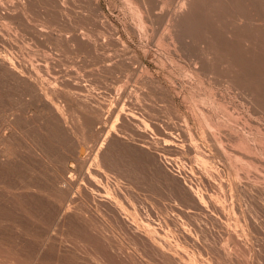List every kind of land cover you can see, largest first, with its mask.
<instances>
[{"label":"rangeland","instance_id":"1","mask_svg":"<svg viewBox=\"0 0 264 264\" xmlns=\"http://www.w3.org/2000/svg\"><path fill=\"white\" fill-rule=\"evenodd\" d=\"M191 1L0 0V264H264V0Z\"/></svg>","mask_w":264,"mask_h":264},{"label":"bare ground","instance_id":"2","mask_svg":"<svg viewBox=\"0 0 264 264\" xmlns=\"http://www.w3.org/2000/svg\"><path fill=\"white\" fill-rule=\"evenodd\" d=\"M44 1H45V0H44ZM188 1H191V0H188ZM192 1H193V0H192ZM192 1H191V4H193ZM197 1H198V0H197ZM214 1H215V0H214ZM256 1H257V0H256ZM41 2H43V1H41ZM200 2H201V4H202V3L204 4V2H202V1H200ZM231 2H232V1H231ZM43 3H44V2H43ZM46 3H48V2H46ZM46 3H44V4H46ZM150 3H151V2H150ZM152 3H153V2H152ZM185 3H187V2H185ZM194 3H195V2H194ZM208 3H209V1H208ZM210 3H212V1H210ZM235 3H236V2H235ZM246 3H247V2H246ZM257 3H258V1H257ZM52 4H53V3H52ZM154 4H155V3H154ZM182 4H183V3H182ZM203 4H202V5H203ZM260 4H261V3H260ZM28 5H29V4H28ZM184 5H185V4H184ZM189 5H190V4H188V6H189ZM202 5H201V6H202ZM221 5H222V4H221ZM231 5H232V4H231ZM235 5H236V4H235ZM261 5H262V4H261ZM23 6H24V5H23ZM25 6H26V5H25ZM32 6L34 7V5H32ZM51 6H52V5H51ZM185 6H186V5H185ZM192 6H193V5H192ZM195 6H196V5H195ZM204 6H205V5H204ZM207 6H208V5H207ZM29 7H30V6H29ZM54 7H56V6H54ZM153 7H154V6H153ZM211 7H212V5H211ZM223 7H224V6H223ZM254 7H255V6H254ZM31 8H32V7H31ZM56 8H57V7H56ZM218 8H220V7L218 6ZM225 8H226V7H225ZM34 9H35V8H34ZM190 9H191V7H190ZM190 9H189V10H190ZM201 9H202V8H201ZM206 9H207V8H206ZM233 9H234V8H233ZM185 10H186V8H185ZM195 10H196V9H195ZM204 10H205V7H204ZM245 10H246V9H245ZM45 11H46V10H45ZM61 11H62V10H61ZM65 11H66V10H65ZM166 11H167V10H166ZM183 11H184V10H183ZM211 11H212V10H211ZM211 11H209V12L211 13ZM225 11H226V10H225ZM225 11H224V12H225ZM259 11H260V10H259ZM31 12H32V11H31ZM181 12H182V11H181ZM181 12H180V13H181ZM186 12H187V11H186ZM186 12H185V13H186ZM189 12H190V14H191V12H193L192 9H191ZM199 12H200V11H199ZM217 12H218V11H217ZM220 12H222V11H220ZM164 13H165V12H164ZM200 13H201V12H200ZM205 13H206V12H205ZM205 13H204V14H205ZM207 13H208V12H207ZM207 13H206V14H207ZM248 13H249V11H248ZM258 13H259V12H258ZM143 14H144V13H143ZM187 14H188V13H187ZM212 14H214V13H212ZM212 14H211V15H212ZM219 14H220V13H219ZM252 14H253V13H252ZM254 14H255V13H254ZM20 15H21V14H20ZM193 15H194V14H193ZM198 15H199V14H198ZM211 15H209V17H210ZM48 16H49V15H48ZM142 16H144V15H142ZM203 16H205V15H203ZM207 16H208V15H207ZM222 16H223V14H222ZM235 16H236V15H235ZM249 16H250V15H249ZM260 16H261V15H260ZM193 17H194V16H193ZM219 17H220V16H219ZM160 18H161V17H160ZM212 18H213V17L211 16V19H212ZM233 18H234V17H233ZM258 18H259V16H258ZM60 19H61V18H60ZM151 19H152V18H151ZM187 19H189V17H188ZM203 19H204V18H203ZM203 19H202V20H203ZM208 19H209V18H208ZM208 19H207V20H208ZM222 19H223V18H222ZM236 19H237V18H236ZM163 20H164V19H163ZM171 20H172V19H171ZM198 20H200V19H198ZM237 20H238V19H237ZM167 21H168V20H167ZM194 21H195V20H194ZM196 21H197V20H196ZM203 21H204V20H203ZM208 21H209V20H208ZM208 21H206V22H208ZM213 21H214V20H213ZM159 22H160V21H159ZM163 22H164V21H163ZM184 22H185V21H184ZM148 23H149V22H148ZM186 23H187V22H185V23H182V22H181L180 25H181V24L183 25V24H186ZM209 23H210V22H209ZM152 24H153V22H152ZM162 24H164V23H162ZM211 24H213V23H211ZM161 26H162V25H161ZM185 26H186V25H185ZM187 26H188V24H187ZM213 26H214V24H213ZM240 26H241V25H240ZM247 26H248V25H247ZM179 27H180V26H179ZM206 27H207V26H206ZM208 27H209V26H208ZM180 28H183V27H180ZM204 28H205V27H204ZM238 28H239V27H238ZM189 29H190V28H189ZM189 29H188V30H189ZM240 29H241V28H240ZM248 29H249V28H248ZM256 29H257V28H256ZM206 30H207V28H206ZM206 30H205V31H206ZM229 30H230V29H229ZM237 30H238V29H237ZM251 30H252V29H251ZM38 31H39V30H38ZM212 31H213V30H212ZM208 32H209V31H208ZM227 32H228V31H227ZM242 32H243V31H242ZM45 33H47V32H45ZM50 33H51V32H50ZM53 33H54V32H53ZM160 33H161V32H160ZM204 33H205V32H204ZM210 33H212V32H210ZM229 33H230V32H229ZM232 33L234 34V32H232ZM25 34H26V33H25ZM224 34H225V33H224ZM230 34H231V33H230ZM248 34H249V33H248ZM43 35H44V34H43ZM209 35H210V34H209ZM209 35H208V36H209ZM231 35H232V34H231ZM244 35H245V33H244ZM44 36H45V35H44ZM200 36H201V35H199V39L202 38V37H200ZM210 36H211V35H210ZM213 36H214V34H213ZM226 36H227V35H226ZM196 37H198V36H196ZM204 37H205V36H204ZM211 37H212V36H211ZM31 38H32V37H31ZM146 38H147V37H146ZM226 38H227V37H226ZM230 38H231V37H230ZM194 39H195V38H194ZM199 39H198V40H199ZM209 39H210V38H209ZM232 39H233V38H232ZM238 39H239V38H238ZM198 40H197V41H198ZM205 40H206V39H205ZM220 40H221V39H220ZM241 40H242V38L240 39V41H241ZM202 41H204V40H202ZM232 41H233V40H232ZM252 41H253V40H252ZM75 42H76V41H75ZM178 42H179V41H178ZM212 42H213V41H212ZM212 42H211V43H212ZM243 42H245V41H243ZM228 43H230V42L228 41ZM99 44H100V43H99ZM238 44H239V43H238ZM246 44H247V43H246ZM248 45H249V44H248ZM176 46H177V45H176ZM263 46H264V45H263ZM258 47H261V46H258ZM79 51H80V50H79ZM254 53H255V52H254ZM87 55H88V54H87ZM224 56H225V55H224ZM226 56H228V55H226ZM214 57H215V56H214ZM5 58H6V57H5ZM90 58H91V57H90ZM6 59H7V58H6ZM19 59H20V58H19ZM226 59H227V57H226ZM7 60H8V59H7ZM7 60H6V61H7ZM93 60H94V59H93ZM220 60H221V59H220ZM0 61H1V60H0ZM4 61H5V59H4ZM8 61H9V60H8ZM8 61H7V62H8ZM10 61H11V60H10ZM17 61H18V60H17ZM7 62H6V63H7ZM36 62H37V61H36ZM57 62H58V61H57ZM221 62H222V61H221ZM241 62H242V61H241ZM258 62H259V61H258ZM0 63H2V62H0ZM3 63H4V62H3ZM8 63H9V62H8ZM258 64H259V63H258ZM49 65H50V64H49ZM231 65H232V64H231ZM0 66H1V65H0ZM3 66H4V64H3ZM8 66H9V65H8ZM26 66H27V65H26ZM261 66H262V65H261ZM13 67H14V66H13ZM16 67H18V66H16ZM28 67H29V66H28ZM37 67H38V66H37ZM235 67H236V66H235ZM2 68H3V67H2ZM4 68L6 69V67H4ZM20 68H21V67H20ZM7 69H8V68H7ZM7 69H6V70H7ZM10 69H11V68H10ZM12 69H13V68H12ZM14 69H15V68H14ZM63 69H65V68H63ZM16 70H17V68H16ZM18 70H21V69H18ZM22 70H23V69H22ZM22 70H21V71H18V73L21 72V74L24 75V73H22ZM30 70H32V69H30ZM9 71L11 72L12 70H9ZM23 71H24V70H23ZM210 71H211V70H210ZM234 71H235V70H234ZM238 71H240V70H238ZM14 72H15V70H14ZM120 72H121V71H120ZM226 72H227V71H226ZM29 73H30V72H29ZM34 73H35V72H34ZM245 73H246V72H245ZM247 73H248V72H247ZM21 74H20V76H22ZM35 74H36V73H35ZM134 74H135V73H134ZM147 74H148V73H147ZM9 75H10V74H9ZM248 75H250V74H248ZM253 75H254V74H253ZM25 76H26V75H25ZM30 76H31V75H30ZM30 76H29V77H30ZM37 76H39V75H37ZM37 76H35V77H37ZM227 76H228V75H227ZM245 76H246V75H245ZM33 77H34V76H31L32 80H34ZM73 77H74V76H73ZM229 77H231V76H229ZM233 77H235V76L233 75ZM19 78L22 79L23 77H19ZM25 78H26V77H25ZM237 78H238V77H237ZM35 79H36V78H35ZM39 79H40V78H39ZM227 79H228V78H227ZM252 79H253V78H252ZM15 80H16V79H15ZM24 80H25V79H24ZM24 80H23V81H24ZM26 80H27V79H26ZM26 80H25V81H26ZM36 81H37V80H36ZM38 81H39V80H38ZM41 81H43V80H41ZM233 81H235V80H233ZM256 81H257V80H256ZM258 81H259V80H258ZM229 82H230V81H229ZM244 82H245V81H244ZM261 82H262V81H261ZM26 83H27V82H26ZM30 83H31V82H30ZM247 83H248V82H247ZM257 83H258V82H257ZM37 84H38V82H37ZM43 84H44V83H43ZM137 84H138V83H137ZM241 84H242V83H241ZM260 85H261V84H260ZM233 86H234V85H233ZM241 87H242V86H241ZM31 88H32V87H31ZM31 88H30V90H32ZM236 88H237V87H236ZM33 89H35V88H33ZM39 89L41 90V88H39ZM45 89H46V88H44V90H45ZM240 89H241V88H240ZM36 90H37V89H36ZM49 90H50V89H49ZM53 90H54V89H53ZM245 90H246V89H245ZM249 90H250V89H249ZM253 90H254V89H253ZM253 90H251V91H253ZM26 91H27V90H26ZM32 91H33V90H32ZM37 91H38V90H37ZM42 91H43V90H42ZM42 91H41V94H42V93L44 94V91H43V92H42ZM47 91H48V90H47ZM57 91H58V89H57ZM35 93H36V92H35ZM58 93H59V92H58ZM80 93H81V92H80ZM82 93H83V92H82ZM82 93H81V94H82ZM110 93H111V92H110ZM242 93H243V92H242ZM26 94H28V93H26ZM47 94H49V92H47ZM53 94H54V93H53ZM70 94H71V93H70ZM77 94H78V93H77ZM49 95H50V94H49ZM72 95H73V94H72ZM261 95H262V94H261ZM28 96H29V95H28ZM28 96H27V97H28ZM31 96H32V95H31ZM35 96H36V95H35ZM45 96H46V94H45ZM47 96H48V95H47ZM129 96H130V95H129ZM246 96H247V95H246ZM250 96H251V95H250ZM36 97H37V96H36ZM48 97H49V96H48ZM75 97H76V96H75ZM87 97H89V96H87ZM50 98H51V97H50ZM77 98H78V97H77ZM79 98H81V97H79ZM82 98H83V97H82ZM44 99H45V98H44ZM51 99H52V98H51ZM54 99H57V98H54ZM54 99H53V100H54ZM47 100H48V99H47ZM59 100H60V99H59ZM70 100H71V99H70ZM84 100H85V99H84ZM88 100H89V99H88ZM81 101H82V99H81ZM81 101H80V102H81ZM93 101H94V100H93ZM111 101H112V100H111ZM257 101H258V100H257ZM38 102L40 103V101H38ZM77 102H78V100H77ZM85 102H87V99L85 100ZM89 102H90V101H89ZM258 102H260V101H258ZM41 103H42V102H41ZM92 103H93V102H92ZM249 103H250V102H249ZM58 104H59V103H58ZM257 104H258V103H257ZM80 105H81V104H80ZM97 105H98V104H97ZM97 105H96V107H97ZM82 106H83V105H82ZM82 106H80V107H82ZM85 106H87V104H85ZM255 106H256V105H255ZM255 106H254V107H255ZM83 107H84V106H83ZM100 107H101V106H100ZM59 108H60V107H59ZM87 108H88V107H87ZM91 108H92V107H91ZM257 108H258V107H257ZM62 109H63V108H62ZM57 110H58V108H57ZM84 110H85V108H84ZM86 110H87V109H86ZM92 110H94V109H92ZM58 111H60V110H58ZM58 111H53V112H57V113H58ZM62 111H63V110H62ZM80 111H81V110H80ZM88 111H89V110H88ZM50 112H51V111H50ZM60 112H61V111H60ZM63 112H65V111H63ZM92 112H93V111H92ZM261 112H262V111H261ZM263 112H264V111H263ZM19 113H20V112H19ZM45 113H46V112H45ZM65 113H66V112H65ZM61 114H62V113H61ZM261 114H262V113H260V115H261ZM21 115H22V114H21ZM88 116H89V115H88ZM126 116H127V115H126ZM261 116H263V115H261ZM51 117H52V116H51ZM63 117H65V116H63ZM120 118H121V117H120ZM131 118H132V117H131ZM89 119H90V118H89ZM66 121H67V120H66ZM60 122H61V121H60ZM68 122H69V121H68ZM78 122H79V121H78ZM230 124H232V123H230ZM147 125H148V124H147ZM215 125H216V124H215ZM68 127H69V126H68ZM77 128H78V127H77ZM232 130H233V129H232ZM102 131H103V130H102ZM136 131H137V130H136ZM127 132H128V131H127ZM62 133H63V132H62ZM235 135H236V134H235ZM108 136H109V135H108ZM134 136H135V135H134ZM140 136H141V135H140ZM239 136H240V135H239ZM65 137H66V136H65ZM99 137H100V136H99ZM153 137H154V136H153ZM124 138H125V137H124ZM223 138H224V137H223ZM116 139H117V138H116ZM141 139H142V138H141ZM75 140H76V139H75ZM117 140H118V139H117ZM166 140H167V139H166ZM222 140H223V139H222ZM153 141H154V140H153ZM149 142H150V141H149ZM167 142H168V141H167ZM167 142H166V143H167ZM196 144H197V143H196ZM168 145H169V144H168ZM250 145H251V144H250ZM70 147H71V145H70ZM109 147H110V145H109ZM40 148H41V147H40ZM80 148H81V147H80ZM85 148H86V147H85ZM117 148H118V147H117ZM146 148H147V147H146ZM155 148H156V147H155ZM161 148H162V147H161ZM175 148H176V147H175ZM157 149H158V148H157ZM87 150H88V149H87ZM262 150H263V149H262ZM99 152H100V151H99ZM99 152H98V153H99ZM260 152H261V151H260ZM46 153H47V152H46ZM242 153H244V152H242ZM50 154H51V153H50ZM83 155L85 156V154H83ZM96 155H97V154H96ZM99 155H100V154H99ZM99 155H98V156H99ZM77 156L79 157V155H77ZM243 156H244V155H243ZM245 157H246V155H245ZM247 157H248V156H247ZM50 158H51V157H50ZM81 158H82V157H81ZM81 158H80V159H81ZM97 158H98V157H97ZM140 158H141V157H140ZM77 159H78V158H77ZM80 159H79V160H80ZM93 159H94V158H93ZM113 159H114V158H113ZM248 159H249V158H248ZM94 160H95V159H94ZM250 160H251V159H250ZM80 161L82 162V160H80ZM84 161H85V159H84ZM95 161H96V160H95ZM111 161H112V160H111ZM158 161H159V160H158ZM96 162H97V161H96ZM98 163H99V162H98ZM158 163H159V162H158ZM99 164H100V163H99ZM99 164H98V165H99ZM39 165H40V164H39ZM204 165H205V164H204ZM95 166H96V165H95ZM100 166H101V165H100ZM100 166H99V168H100ZM119 166H120V165H119ZM161 167H162V166H161ZM205 167H206V166H205ZM97 168H98V166H97ZM102 168H103V167H102ZM102 168H101V169H102ZM101 169H100L99 171H101ZM157 169H158V168H157ZM205 170H206V169H205ZM77 173H78V172H77ZM94 173H95V172H94ZM94 173H93V174H94ZM99 173H101V172H99ZM124 173H125V172H124ZM97 174H98V172H97ZM71 175H72V174H71ZM101 175H102V174H101ZM104 175H105V174H104ZM69 177H73V176H69ZM130 177H131V176H130ZM63 178H64V177H63ZM106 178H107V176H106ZM110 178H111V177H110ZM65 179H66V178H65ZM65 179H63V180H65ZM155 179H156V178H155ZM109 180H110V179H109ZM104 181H105V180H104ZM70 182H71V181H69L67 184H69ZM99 182H100V181H99ZM112 182H114V181H112ZM161 182H163V181H161ZM182 182H183V180H182ZM235 182H236V181L234 180V183H235ZM252 182H254V181H252ZM65 183H66V181H65ZM114 183H115V182H114ZM234 183H233V184H234ZM239 183H240V182H239ZM57 184H58V183H57ZM108 184H109V183H108ZM235 184H238V182H236ZM112 185H113V184H112ZM245 185H246V183H245ZM36 186H37V185H36ZM197 186H198V185H197ZM201 186H202V185H201ZM69 187H70V184H69ZM82 187H83V186H81V188H82ZM109 187H111V186H109ZM183 187H184V186H183ZM246 187H247V186H246ZM249 187H250V186H249ZM65 188H66V187H65ZM253 188L255 189V187H253ZM260 188H261V187H260ZM78 189H79V188H78ZM90 189H92V188H90ZM109 189H110V188H109ZM109 189H108V190H109ZM115 189H116V188H115ZM185 189H186V188H185ZM198 189H199V188H198ZM232 189H233V188H232ZM234 189H235V191L237 190L236 188H234ZM234 189H233V190H234ZM245 189H247V188H245ZM251 189H252V188H251ZM104 190H105V188H104ZM119 190H120V189H119ZM119 190H118V191H119ZM174 190H175V189H174ZM262 190H263V189H261V191H262ZM80 191H81V190H80ZM109 191H110V190H109ZM223 191H224V190H223ZM246 191L248 192V189H247ZM71 192H72V191H71ZM77 192H78V191H77ZM105 192H107V191H105ZM143 192H144V191H143ZM184 192H185V191H184ZM199 192H200V191L196 192V191H194V190H191V193H193V196H192V197H193V200L195 199V201L197 202V204H198L199 206H202L203 208H206V206H205V204H206L205 201H206V200H204V199H206V198H204V197H205V196H204L205 194H204V195L202 194V195H203V196H202V195H200L201 192H200V194H199ZM241 192H242V191H241ZM241 192H237V194L239 195V196L237 195V196H238V200H237V198H236L237 201L234 202V203H236V202L239 203V206H241V205L243 204V203H241L242 200H241V198H240L241 195H242ZM79 193H80V192H79ZM95 193H96V192H95ZM100 193H101V192H100ZM107 193H108V192H107ZM107 193H106V194H107ZM114 193H115V192H114ZM114 193H113V194H114ZM205 193H206V192H205ZM235 193H236V192H235ZM61 194H62V193H61ZM77 194H78V193H77ZM103 194H104V193H103ZM106 194H104L105 197H106ZM181 194H182V193H181ZM222 194H225V193L223 192ZM240 194H241V195H240ZM253 194H254V193H253ZM258 194H259V193H258ZM101 195H102V193H101ZM107 195L109 196V197H107V198L109 199V201H110V203L112 204V206L114 205L113 207H115L119 212H124V213H126V209L122 206V203H120V201H119L117 198L112 197V196L110 195V193H108ZM231 195H232V194H231ZM251 195H252V191H251ZM251 195H250V196H251ZM114 196H115V195H114ZM135 196H136V195H135ZM206 196H207V195H206ZM225 196H226V194H225ZM190 197H191V196H190ZM230 197H232V196H230V194H229V198H230ZM235 197H236V196H235ZM259 197H260V195H259ZM107 198H106V199H107ZM135 198H136V197H135ZM147 198H148V197H147ZM188 198H189V197H188ZM232 198H234V197H232ZM74 199H75V198H74ZM190 199H191V198H190ZM190 199H189V201H190ZM243 199H244V198H243ZM245 199H246V198H245ZM245 199H244V200H245ZM139 200H141V199H139ZM193 200L191 199V201L194 203L195 201H193ZM230 200H231V198H230ZM71 201H72V200H71ZM145 201H146V200H145ZM191 201H190V202H191ZM225 201H226V200H225ZM232 201H233V200H232ZM246 201H247V200H246ZM248 201H249V200H248ZM73 202H74V201H73ZM103 202H104V201H103ZM105 202H107V201H105ZM171 202H172V201H171ZM196 202H195V203H196ZM229 202H231V201H229ZM243 202H244V201H243ZM249 202H250V201H249ZM70 203H72V202H70ZM195 203H194V204H195ZM237 203H236V204H237ZM98 204H99V203H98ZM106 204H107V203H106ZM128 204H129V203H128ZM188 204H189V203H188ZM225 204H226V203H225ZM240 204H241V205H240ZM246 204H247V203H246ZM246 204H245V205H246ZM107 205H108V204H107ZM231 205H234V204H231ZM231 205H230V206H231ZM247 205H249V204H247ZM247 205H246V206H247ZM70 206H71V204H70ZM105 206H106V205H105ZM108 206H110V205H108ZM194 206H195V205H194ZM196 206H197V205H196ZM243 206H244V205L241 206V209H242V210H243V208H244ZM250 206H251V205H250ZM139 207H140V206H139ZM219 207H220V206H219ZM223 207H224V206H223ZM236 207H238V206L236 205ZM236 207H235V208H236ZM242 207H243V208H242ZM130 208H131V207H130ZM230 208H231V207H230ZM246 208H247V207H246ZM140 209H141V208H140ZM232 209H233V208H232ZM236 209H237V210H241V209H239V207L236 208ZM244 209H245V208H244ZM113 210H114V209H113ZM129 210H130V209H129ZM223 210H224V209H223ZM237 210H236V211H237ZM242 210H241V211H242ZM245 210H246V209H245ZM111 211H112V210H111ZM146 211H147V210H146ZM221 211H222V210H221ZM114 212H115V210H114ZM127 212H128V211H127ZM204 212H205V211H204ZM207 212H208V209H207ZM223 212H224V211H223ZM228 212H229V211H228ZM234 212H235V211H234ZM239 212H240V211H239ZM243 212H245V211H243ZM229 213H230V212H229ZM247 213H248V212H247ZM252 213H253V212H252ZM237 214H238V213H237ZM239 214H240V213H239ZM241 214H243V213L241 212ZM135 215H136V214H135ZM248 215H249V214H248ZM127 216L130 217L128 214H127ZM170 216H171V215H170ZM234 216H235V215H234ZM242 216H244V214H243ZM246 216H247V215H246ZM54 217H55V216H54ZM63 217H64V216H63ZM137 217H138V214H137L136 216H134V218L131 220L132 222L130 223V224L134 227V230H135L139 235L143 236V237L148 241V244H150L151 246L157 248L159 251H161L162 253L165 254L164 249H161V246H162L163 244H162V242H159V240H160V241H161V240L164 241V239H167L168 237L171 236V235L169 236L170 232H171V233L174 232V231L172 230V228L170 227V225H169L170 223H169V224L167 223V225H166V223L164 224V225H166L165 227H166L167 229H166V231H163V233L161 234L162 231L160 232L159 229H155V230H153V229L150 228V227L153 226V224H152L151 222H143L142 219H140V221H137V220H136ZM140 218H141V217H140ZM228 218H229V217H228ZM249 218H250V217H249ZM249 218H248V219H249ZM138 219H139V218H138ZM168 219H169V218H168ZM173 219H174V218H173ZM239 219H241V216H240V215H239ZM246 219H247V218H246ZM246 219H245V220H246ZM248 219H247V220H248ZM129 220H130V219H129ZM152 220H153V219H152ZM174 220H175V219H174ZM237 220H238V219H237ZM243 220H244V218H243ZM245 220H244V221H245ZM250 220H251V219H250ZM250 220H249V221H250ZM161 221H162V220H161ZM179 221H180V219H179ZM238 221H239V220H238ZM244 221H243V222H244ZM251 221H252V220H251ZM167 222H168V221H167ZM243 222H242V223H243ZM247 222H248V221H247ZM240 223H241V222H240ZM249 223L251 224V222H249ZM246 224H247V223H246ZM252 224H253V223H252ZM252 224H251V225H252ZM162 225H163V224H162ZM180 225H181V224H180ZM241 225H242V224H241ZM176 226H177V225H176ZM176 226H175V228H176ZM182 226L184 227V226H186V224L184 223V225L182 224L181 227H182ZM246 226L249 227V228L251 227L250 225H249V226L246 225ZM178 227H179V226H178ZM178 227H177V232H176V234H175V235H177V238L179 237L178 234H180V235L182 236V234H181L182 232H181V233L178 232V230H179ZM154 228H155V227H154ZM249 228H246V229H249ZM183 229H185V228H181V230H183ZM164 230H165V229H164ZM249 230H251V229H249ZM179 231H180V230H179ZM250 232H251V231H250ZM253 232H254V231H253ZM133 233H134V232H133ZM174 233H175V232H174ZM174 233H173V234H174ZM177 233H178V234H177ZM187 233H189V232H187ZM251 233H252V232H251ZM173 234H172V235H173ZM183 234H184L185 237H186V234H185V233H183ZM175 235H174V237L176 238ZM181 236H180V237H181ZM174 237H172V238L175 239ZM185 237H184V238H185ZM138 238H139V237H138ZM184 238H183V240H184ZM179 239H182V237L179 238ZM179 239H178V240H179ZM176 240H177V239H176ZM176 240H174V241H176ZM183 240H182V241H183ZM185 240H186V238H185ZM172 241H173V240H172ZM248 241H249V240H248ZM258 241H259V240H258ZM176 243H177V241H176ZM184 243H185V241H184ZM186 243H187V245H188L187 240H186ZM250 243H251V242H250ZM177 244H178V246H180L179 242H178ZM175 245H176V244H175ZM181 246H182V245H181ZM183 247H184V246H182L181 248H183ZM181 248H180V249H181ZM183 250H184V249H183ZM255 251H256V250H255ZM152 252H153V251H152ZM250 252H251V251H250ZM229 253H230V252H229ZM191 255H192V254H191ZM230 255H232V254H230ZM253 257H254V256H253ZM189 258H190V256H189ZM196 258H197V256H196ZM197 259H198V258H197ZM205 260H206V259H205ZM207 260H208V259H207ZM207 260H206V261H207ZM187 261H188V260H187ZM199 261H200L199 259H198L197 261H196V259H195V261H193L192 259H189L190 264H197ZM259 261H260V260H259ZM207 262H208V261H207ZM207 262H206V263H207ZM211 262H212V260H211ZM203 263H205V262H203ZM206 263H205V264H206ZM207 264H211L210 261H209V263H207Z\"/></svg>","mask_w":264,"mask_h":264}]
</instances>
